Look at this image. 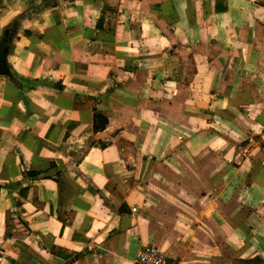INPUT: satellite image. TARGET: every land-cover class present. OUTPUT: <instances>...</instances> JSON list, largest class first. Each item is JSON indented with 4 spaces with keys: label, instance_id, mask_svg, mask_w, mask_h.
<instances>
[{
    "label": "crops",
    "instance_id": "crops-1",
    "mask_svg": "<svg viewBox=\"0 0 264 264\" xmlns=\"http://www.w3.org/2000/svg\"><path fill=\"white\" fill-rule=\"evenodd\" d=\"M10 62L0 264H264V0H63Z\"/></svg>",
    "mask_w": 264,
    "mask_h": 264
},
{
    "label": "water",
    "instance_id": "water-1",
    "mask_svg": "<svg viewBox=\"0 0 264 264\" xmlns=\"http://www.w3.org/2000/svg\"><path fill=\"white\" fill-rule=\"evenodd\" d=\"M63 0H26L15 13L7 0H0V82L19 92L24 80L10 62L12 46L16 38L29 29L34 19L43 10L51 8ZM8 186L0 182V187Z\"/></svg>",
    "mask_w": 264,
    "mask_h": 264
},
{
    "label": "built area",
    "instance_id": "built-area-1",
    "mask_svg": "<svg viewBox=\"0 0 264 264\" xmlns=\"http://www.w3.org/2000/svg\"><path fill=\"white\" fill-rule=\"evenodd\" d=\"M135 208H132L134 210ZM133 264H180L155 245L142 243L134 254Z\"/></svg>",
    "mask_w": 264,
    "mask_h": 264
},
{
    "label": "trees",
    "instance_id": "trees-1",
    "mask_svg": "<svg viewBox=\"0 0 264 264\" xmlns=\"http://www.w3.org/2000/svg\"><path fill=\"white\" fill-rule=\"evenodd\" d=\"M29 174H32V175H33L34 173H31V172H30Z\"/></svg>",
    "mask_w": 264,
    "mask_h": 264
}]
</instances>
